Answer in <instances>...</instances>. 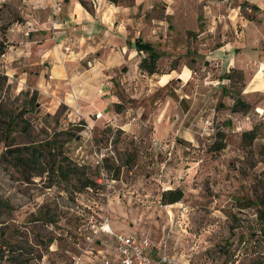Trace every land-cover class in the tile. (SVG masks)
Segmentation results:
<instances>
[{
  "label": "rangeland",
  "instance_id": "374dc122",
  "mask_svg": "<svg viewBox=\"0 0 264 264\" xmlns=\"http://www.w3.org/2000/svg\"><path fill=\"white\" fill-rule=\"evenodd\" d=\"M50 1L66 13L81 6L95 32L37 33L60 46L69 77L38 91L6 81L0 102L17 125L0 137L44 148V158L61 151L71 175L25 183L0 159V242L15 250L3 248L4 260L69 264L83 233L107 218L155 245L169 234L174 261L264 264V0ZM23 16L13 2L0 10V57ZM40 20L52 27L50 13ZM137 39L160 55L153 75L139 69ZM236 100L249 109L233 112ZM253 128L247 146L242 133ZM87 179L94 186L82 188ZM170 190L182 199L164 202ZM101 241L112 250L111 237Z\"/></svg>",
  "mask_w": 264,
  "mask_h": 264
},
{
  "label": "crops",
  "instance_id": "0c3cea01",
  "mask_svg": "<svg viewBox=\"0 0 264 264\" xmlns=\"http://www.w3.org/2000/svg\"><path fill=\"white\" fill-rule=\"evenodd\" d=\"M12 2L17 4L18 10L24 15L22 17L24 22L16 24V27L9 29L6 34V37L13 45L7 53H2L0 57L2 59L1 62H3V69L5 70L3 74L6 76V81L9 84H14L16 89L30 88L38 91L41 88H45L46 84L50 85L54 81L60 83L61 80L69 77L65 66V56L58 50L60 46L58 45V49L51 46L48 38L49 34H37L40 30L47 32L52 28L48 20H40L42 15L49 16L52 6L51 1L39 0L34 7L30 5L31 0H9L8 4ZM112 8L114 17L117 12H121L118 6H112ZM57 20L59 21L58 27L52 28L57 30L55 32L56 35L65 34L68 27L72 25L77 26L79 30L86 34H92L95 32L94 29H96L93 17L81 6L73 5L67 13L60 7L57 12ZM127 20L129 21V19ZM126 24L125 20L121 22L119 33H121L122 27L126 26ZM218 51H215V53ZM48 76H51L52 80L48 81ZM108 254L113 255V247L112 250L108 251ZM151 256L155 260L159 258L154 251H151Z\"/></svg>",
  "mask_w": 264,
  "mask_h": 264
},
{
  "label": "trees",
  "instance_id": "16d2710c",
  "mask_svg": "<svg viewBox=\"0 0 264 264\" xmlns=\"http://www.w3.org/2000/svg\"><path fill=\"white\" fill-rule=\"evenodd\" d=\"M3 9V8H2ZM1 10V9H0ZM136 51L143 52L146 54V57L141 60L139 63V69L143 72H146L149 75H153L157 72V61L160 58L159 53L156 52L154 47L149 43H143L141 40H136L134 42ZM2 54V53H1ZM226 79H231L230 76H226ZM6 82V76L0 75V90ZM249 105L241 101L236 100L232 106L233 112L247 111ZM17 116V115H16ZM16 116H12V112L7 108V105H3L0 102V134H5L6 130L12 126H16ZM257 137L256 128L252 130L245 131L242 133V141L251 146L253 141ZM9 136L5 135L3 139L0 137V141L4 142V150L0 153V159L5 158L7 162L21 175L22 181L28 183L32 178L39 177L43 174H46L49 178L54 179L55 181H67L71 175V171H68L64 167L62 160V152L57 151L56 153L47 152V155L44 158L43 149L39 146H16L9 145L8 140ZM217 149H223V146H219ZM42 159L46 161L49 167H42ZM264 185V182H263ZM94 186V182L90 179L83 181L82 188H90ZM183 197V194L180 190H170L163 194L164 202L168 204H174L179 202ZM260 202H264V198L260 199ZM6 208L4 201L0 200V211ZM0 242V264H18V260L14 258L13 260L8 259L4 260V249H9L10 253H14L15 250L10 249V244H3ZM110 250L111 248L108 247Z\"/></svg>",
  "mask_w": 264,
  "mask_h": 264
},
{
  "label": "built area",
  "instance_id": "2783aa9c",
  "mask_svg": "<svg viewBox=\"0 0 264 264\" xmlns=\"http://www.w3.org/2000/svg\"><path fill=\"white\" fill-rule=\"evenodd\" d=\"M9 0H0V9L8 4ZM36 1V2H35ZM39 0H32L30 5L32 7ZM60 4L55 1L52 3L50 9V19L53 20L52 28L58 23L57 12ZM28 35V33H26ZM65 52L69 48H64ZM52 77L49 76V79ZM95 120L105 119L101 112L94 115ZM111 237L113 241V255L99 246L102 244L101 238ZM169 234L162 238L158 244H152L147 238L139 237L137 235H125L113 231L110 227L109 220L104 218L102 223L90 232L83 233V246H78V254L72 257L69 264H189L178 263L170 258L168 254L167 240ZM151 251L158 254V260L151 256Z\"/></svg>",
  "mask_w": 264,
  "mask_h": 264
}]
</instances>
